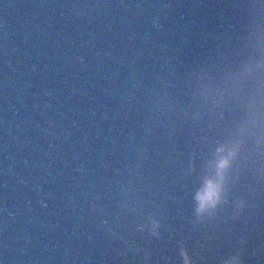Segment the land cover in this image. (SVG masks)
Listing matches in <instances>:
<instances>
[{
  "label": "water",
  "instance_id": "water-1",
  "mask_svg": "<svg viewBox=\"0 0 264 264\" xmlns=\"http://www.w3.org/2000/svg\"><path fill=\"white\" fill-rule=\"evenodd\" d=\"M185 253L126 1L0 0V264H184Z\"/></svg>",
  "mask_w": 264,
  "mask_h": 264
},
{
  "label": "clouds",
  "instance_id": "clouds-1",
  "mask_svg": "<svg viewBox=\"0 0 264 264\" xmlns=\"http://www.w3.org/2000/svg\"><path fill=\"white\" fill-rule=\"evenodd\" d=\"M217 157L213 162L215 175L205 180L196 196L197 214L211 211L223 197V177L232 165L236 156V148L230 145H221L217 148ZM184 264H191L190 258L184 254Z\"/></svg>",
  "mask_w": 264,
  "mask_h": 264
}]
</instances>
